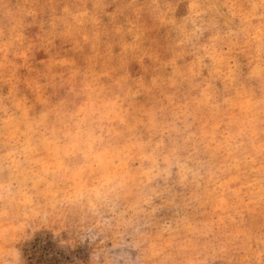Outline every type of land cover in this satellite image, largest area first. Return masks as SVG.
<instances>
[{
	"label": "rangeland",
	"instance_id": "1",
	"mask_svg": "<svg viewBox=\"0 0 264 264\" xmlns=\"http://www.w3.org/2000/svg\"><path fill=\"white\" fill-rule=\"evenodd\" d=\"M0 264H264V0H0Z\"/></svg>",
	"mask_w": 264,
	"mask_h": 264
}]
</instances>
